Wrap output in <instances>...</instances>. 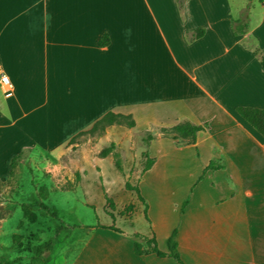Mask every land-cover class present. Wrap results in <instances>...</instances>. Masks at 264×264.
<instances>
[{
	"label": "crops",
	"instance_id": "obj_1",
	"mask_svg": "<svg viewBox=\"0 0 264 264\" xmlns=\"http://www.w3.org/2000/svg\"><path fill=\"white\" fill-rule=\"evenodd\" d=\"M246 3L0 0V75L12 85L0 86V183L12 178V158L20 172L34 149L59 159L105 113L130 115L128 132L152 136L137 188L144 200L143 188L152 190L158 249L177 229L183 264H264V138L235 110L264 109V70L249 47L264 56V1L250 2L246 33L231 30ZM196 29L203 35L188 41ZM102 35L109 42L99 47ZM182 121L206 124L192 144L157 130ZM210 161L221 168L204 171ZM110 226H82L67 237L64 253L80 247L74 257L48 263L178 264L134 255L129 233Z\"/></svg>",
	"mask_w": 264,
	"mask_h": 264
},
{
	"label": "rangeland",
	"instance_id": "obj_2",
	"mask_svg": "<svg viewBox=\"0 0 264 264\" xmlns=\"http://www.w3.org/2000/svg\"><path fill=\"white\" fill-rule=\"evenodd\" d=\"M146 143V133L138 135L124 126H116L108 133L105 130L102 134L77 137L59 159L55 153L47 156L38 149L28 153L21 172L15 167L12 178L0 183V204L3 203L0 217L6 216L0 232V259L29 264L34 248L52 237L57 244L54 243L50 257L56 261L59 257H74L80 247L74 244L64 253L70 239L67 237L80 233L82 226L111 224L119 228L116 232H128V239L133 233L155 237L147 216V205L154 199L152 190L143 188L144 204L134 192L142 168L149 163L144 150ZM105 149L110 152L102 157ZM114 155L121 171L115 168ZM101 193L105 211L101 208ZM39 203L50 211L55 209L58 220ZM22 205L36 216L34 222L23 218ZM57 227L59 231L54 235ZM12 233L20 237L15 244L11 241Z\"/></svg>",
	"mask_w": 264,
	"mask_h": 264
},
{
	"label": "trees",
	"instance_id": "obj_3",
	"mask_svg": "<svg viewBox=\"0 0 264 264\" xmlns=\"http://www.w3.org/2000/svg\"><path fill=\"white\" fill-rule=\"evenodd\" d=\"M252 0H247L246 5L240 10L238 16L236 18L231 19V30L234 35H241L246 33L248 30V13L250 8V2ZM258 2L262 3L264 0H257ZM184 0H177L178 8L181 10L183 7ZM204 33V29H196L195 31L186 34L185 37L188 41H192L195 38H198L202 36ZM109 40L107 35H102L97 40V45L99 47L106 46L108 44ZM250 50L252 51L253 55L257 57L261 68L264 70V56L260 52L257 46L250 45ZM236 113L250 126L252 127L258 134H260L264 138V109L259 108H252V107H237ZM110 126H124L127 129H131L134 127V120L130 115H125L121 113H114V112H107L105 113L101 118H99L90 129L86 131H82L76 135H74L68 142V145L72 144L75 139L82 135H90L93 133L102 134L106 128ZM206 124L202 125H195L188 121H182L177 124H175L172 127L169 128H158V132L168 137L172 140H176L180 143H188L192 144L195 142L196 134L200 131L205 130ZM151 134L147 133L146 139H151ZM112 146V145H111ZM110 150L105 149L102 151V157H105ZM19 159V156H16L11 159L9 166H10V175L14 174V169L16 167V161ZM146 159L149 161L147 165H145L141 173L145 172L151 167L152 159L148 157L146 154ZM114 165L115 168L118 171H121L120 163L118 159L114 155ZM221 168L217 163L210 161L209 164L206 166L205 170H216ZM203 171V172H204ZM134 192L136 193L138 201H140L142 204H144V201L142 197L139 194V191L137 188L134 189ZM187 204V201L183 203V206ZM39 206L46 210L48 215H50L52 218L58 220V214L55 209H52L51 211L48 210L46 206H44L42 203H39ZM22 211L23 218H25L28 222H34L36 219V216L33 213H30L28 208L25 205H22L20 207ZM1 218V217H0ZM105 228V227H103ZM110 229L114 231H118L113 226L109 227ZM59 231V227H57L54 231V235H56ZM120 232V231H119ZM176 234L177 231L174 229L170 236L166 240V247L167 252H161L157 248L155 237L147 236L139 233H133L129 236V240L132 243V250L134 255L136 256H143L152 254L156 257H165L168 256L172 259H174L178 264H183L180 255L177 250V242H176ZM20 237L16 234L12 235V242L15 244V241L18 240ZM55 243L54 237L49 238L44 243L37 245L34 248L33 251V257L29 264H46L50 261V253L52 252L53 245ZM14 260H7V259H0V264H14Z\"/></svg>",
	"mask_w": 264,
	"mask_h": 264
},
{
	"label": "built area",
	"instance_id": "obj_4",
	"mask_svg": "<svg viewBox=\"0 0 264 264\" xmlns=\"http://www.w3.org/2000/svg\"><path fill=\"white\" fill-rule=\"evenodd\" d=\"M0 86L3 90H10L12 88L8 77L4 74L0 75Z\"/></svg>",
	"mask_w": 264,
	"mask_h": 264
}]
</instances>
